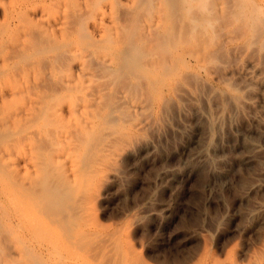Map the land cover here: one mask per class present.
Wrapping results in <instances>:
<instances>
[{
    "label": "bare ground",
    "instance_id": "bare-ground-1",
    "mask_svg": "<svg viewBox=\"0 0 264 264\" xmlns=\"http://www.w3.org/2000/svg\"><path fill=\"white\" fill-rule=\"evenodd\" d=\"M237 43L264 59V0H0V264L151 263L95 214L110 169L184 98L240 102Z\"/></svg>",
    "mask_w": 264,
    "mask_h": 264
},
{
    "label": "rangeland",
    "instance_id": "rangeland-1",
    "mask_svg": "<svg viewBox=\"0 0 264 264\" xmlns=\"http://www.w3.org/2000/svg\"><path fill=\"white\" fill-rule=\"evenodd\" d=\"M236 45L222 71L230 73L233 88H241L238 103L248 104L216 92L202 105L184 98L167 128L151 133L144 148L110 169L95 214L104 227L130 234L128 240L149 264L258 263L264 246L258 68L264 69V59L258 61L254 48ZM209 117L216 121L213 131Z\"/></svg>",
    "mask_w": 264,
    "mask_h": 264
}]
</instances>
